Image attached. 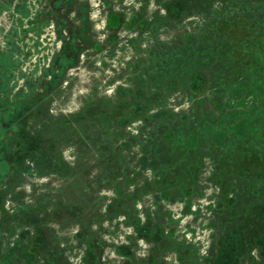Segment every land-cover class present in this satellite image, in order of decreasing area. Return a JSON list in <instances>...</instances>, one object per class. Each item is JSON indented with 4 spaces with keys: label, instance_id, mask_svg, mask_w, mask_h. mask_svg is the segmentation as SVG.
I'll list each match as a JSON object with an SVG mask.
<instances>
[{
    "label": "rangeland",
    "instance_id": "obj_1",
    "mask_svg": "<svg viewBox=\"0 0 264 264\" xmlns=\"http://www.w3.org/2000/svg\"><path fill=\"white\" fill-rule=\"evenodd\" d=\"M0 264H264V0H0Z\"/></svg>",
    "mask_w": 264,
    "mask_h": 264
}]
</instances>
